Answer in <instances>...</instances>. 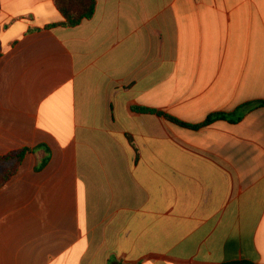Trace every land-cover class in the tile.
Returning a JSON list of instances; mask_svg holds the SVG:
<instances>
[{
	"label": "crops",
	"instance_id": "crops-1",
	"mask_svg": "<svg viewBox=\"0 0 264 264\" xmlns=\"http://www.w3.org/2000/svg\"><path fill=\"white\" fill-rule=\"evenodd\" d=\"M63 22L0 0V156L31 149L0 188V264H264V0Z\"/></svg>",
	"mask_w": 264,
	"mask_h": 264
},
{
	"label": "trees",
	"instance_id": "trees-1",
	"mask_svg": "<svg viewBox=\"0 0 264 264\" xmlns=\"http://www.w3.org/2000/svg\"><path fill=\"white\" fill-rule=\"evenodd\" d=\"M55 4L59 12L64 17V22L62 23V25L65 27H75L79 25L83 20L91 18L95 13V8H96V0H55ZM249 105H253V104H247V106ZM258 105L264 106V101L259 102ZM243 107L239 108V111H242V113H244V111L241 110ZM133 110L142 113L158 114L177 125L192 129H198L200 127L209 125L216 120L226 118V114L224 113L214 114L209 116L207 120L202 124L191 125V124H186L175 117H172L168 114H165L157 110L143 108V107H133ZM237 119H240V115H238ZM30 152H31L30 148H23L18 151L10 152L7 155L0 156V188L16 174L25 156ZM47 162H48V158L42 161L37 166V169H41L42 167H44Z\"/></svg>",
	"mask_w": 264,
	"mask_h": 264
}]
</instances>
